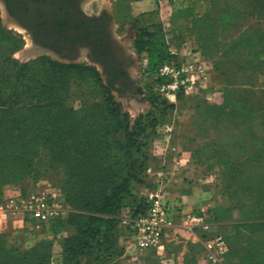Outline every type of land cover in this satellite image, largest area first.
Here are the masks:
<instances>
[{
	"label": "rangeland",
	"instance_id": "374dc122",
	"mask_svg": "<svg viewBox=\"0 0 264 264\" xmlns=\"http://www.w3.org/2000/svg\"><path fill=\"white\" fill-rule=\"evenodd\" d=\"M223 1L212 0L215 9L225 8ZM172 2L89 1L88 8L92 11L108 9L115 21V33L124 43L125 50L135 56L137 74L133 75L139 84L135 93L120 92L112 87L102 69L88 59L68 61L49 54L29 53L30 37L6 18L0 4V21L5 35L12 42L17 41L6 51V58L19 65L44 60L97 69L104 88L94 83L90 86L93 79L86 76L72 75L69 82L67 104L78 114L80 121L89 114L90 107L97 106L96 115L103 130L105 127L104 131L114 134L108 140L114 147L117 145L115 138L122 145L127 143L122 135L125 125L118 126L123 115L127 116L130 126L139 121L134 148H130L131 144L121 152L107 151L105 140L101 155L95 159L102 158L96 168L112 167L118 172V180L130 177L131 183L141 181V186H133L137 195L145 193L148 188L149 191H163L171 202L180 199L186 213L203 214L210 224L208 231L196 229L192 233L177 219L175 227L165 233L164 248L159 253L155 250L139 251L131 236L115 226L117 240L110 236L111 244L94 248L86 260L77 259L80 261L77 264H207L196 261L195 257L202 252L203 241L216 235L224 238L229 250L222 264H264V68L261 66L256 73H253L255 69L248 68L244 75H239L235 69L238 76L224 77L221 76L223 70L231 72V69L217 68V73L209 69L208 82L202 89H196L201 83L198 73L193 78L194 88L188 94L183 93L173 101L150 98L155 83L147 76L146 52L138 51L139 31L148 30L153 39L156 32L161 31L170 53L178 59V50H183L187 35L176 33L171 26ZM242 5L240 8L244 9ZM260 10L264 13V0H260ZM246 21V26L253 23L264 34V20L258 21L249 15ZM261 59L264 60V55ZM34 66V71H40L39 64H32V70ZM59 82L52 79L49 87L59 85ZM232 90L236 91L230 93ZM91 130L90 127L87 131ZM79 137L82 143L70 153L66 165L52 163L53 154L42 146L37 150L45 167L36 157L38 174L25 175L1 186L0 211L8 209L11 199H25L37 192L49 197L60 196L64 201L62 213L52 226L26 225L21 216L11 215L0 229V259L27 254L26 257L31 256V264L37 259L39 263V259L47 256L49 260L43 264L67 262L63 257V244L77 234L71 222L75 221L76 215L86 211L80 191L84 185L78 174L96 192L102 183L98 180L100 171L92 169V157L86 150L85 140L89 137ZM108 246L110 249L106 250ZM96 250L100 252L94 253Z\"/></svg>",
	"mask_w": 264,
	"mask_h": 264
},
{
	"label": "trees",
	"instance_id": "16d2710c",
	"mask_svg": "<svg viewBox=\"0 0 264 264\" xmlns=\"http://www.w3.org/2000/svg\"><path fill=\"white\" fill-rule=\"evenodd\" d=\"M224 1L226 3L225 8L217 9V12L235 9L239 13L241 23H246L249 15L258 21L264 20V13L260 10V0ZM240 5L244 6V9H241ZM250 30L252 29H247L242 39L245 43L242 62L249 66L238 69L239 72L243 73H241L242 75L248 68L255 69L253 73L259 71L261 66L264 68V60L261 59V56L264 55V34L258 28L256 29L255 35L259 39V45H254V49L259 46V54H256L255 51H247L248 42L251 40ZM156 35L153 39L148 30H140L137 41L138 51L146 52L147 73L149 74H154L163 63L176 59L170 53L163 33L157 31ZM12 41L8 35H5L0 21V188L4 183L20 180L25 175L30 177L33 173L38 174V159L37 161L35 159L39 157V164L44 166L41 163L44 159L41 158V153L37 150L42 149V146L47 147L53 154L52 163L66 165L69 161L68 156H71L70 153L80 146L79 136L85 135L89 138L93 136L90 140L85 138L87 141L85 145L88 154L92 157L90 160L93 165L92 169L94 168L95 172L100 171L101 175L98 174V180L102 183L97 188L101 189L97 192L96 189L92 190L84 177L78 174L84 185L80 191L86 211L76 215L75 221L71 222L77 229V234L67 239L63 244V257L64 260H67L64 264H77L83 259L86 260L87 255L94 248L111 244L110 236L115 241L117 240L113 227H120L118 217L123 208L130 207L136 213L144 212L146 209L143 200L139 199L133 190L135 186L143 184L141 181L135 180L131 183L130 177L118 180V172L115 169L112 170V167L108 169L96 168L102 158L95 161L96 157L101 155L105 140H107L105 142V150L107 151L121 152L131 144L133 146L130 148H134L137 143L135 136H137L136 129H138L139 121L136 120L133 126H130L127 116L123 115L124 117L118 126L125 125L122 135L127 139V143L122 145L123 143H118L115 138L116 147L110 145L108 140L114 134L107 129L104 131L105 127L103 130L96 115L97 106L90 107L89 114L80 121L78 114L67 104L70 99L69 82L72 75H79L81 78L84 76L91 77L93 80H91L90 86L92 83L102 86V78L97 69L44 60L19 65L11 58H6L5 55L7 50L17 44V41ZM260 52H262L261 56ZM32 64H39L40 71H34L35 66L32 70ZM52 79H55V82L60 81L59 85L55 84V86L49 87ZM233 91L236 90H232L230 93H234ZM150 98L156 100L160 97L151 92ZM106 103H109V100ZM235 105L237 106V103ZM90 127L92 130L87 131ZM16 168L19 170L16 171ZM108 249H110L109 246L106 250ZM96 252H100V250H96L94 253ZM26 256L27 254L21 257L11 256L0 260H3L1 264H17L19 262L31 264V256ZM195 259L198 261L196 257ZM47 260H49V256L39 259V263L38 259L35 260V264L47 263ZM74 260L75 262H73Z\"/></svg>",
	"mask_w": 264,
	"mask_h": 264
},
{
	"label": "flooded vegetation",
	"instance_id": "af4514ba",
	"mask_svg": "<svg viewBox=\"0 0 264 264\" xmlns=\"http://www.w3.org/2000/svg\"><path fill=\"white\" fill-rule=\"evenodd\" d=\"M89 1L0 0V4L6 18L30 37L28 52L68 61L88 59L102 69L112 87L137 92L135 56L115 33L108 9L92 11Z\"/></svg>",
	"mask_w": 264,
	"mask_h": 264
},
{
	"label": "built area",
	"instance_id": "2783aa9c",
	"mask_svg": "<svg viewBox=\"0 0 264 264\" xmlns=\"http://www.w3.org/2000/svg\"><path fill=\"white\" fill-rule=\"evenodd\" d=\"M202 71L196 61L175 59L163 63L154 74H147L155 87L152 93L166 100H176L181 94H188L194 88V77ZM146 209L136 213L132 208L125 207L118 217L120 227L131 236L133 244L139 251L159 250L164 248L162 240L167 231L175 227L180 219L184 229L208 231L210 224L203 214L186 213L180 199L171 202L167 194L149 191L138 195ZM60 196H48L42 192L30 194L27 198H16L9 201L8 209L0 211V229L9 221L10 216H21L26 225L52 226L60 217L63 208ZM202 252L196 256L200 262L222 264L228 253V247L221 235L203 241Z\"/></svg>",
	"mask_w": 264,
	"mask_h": 264
},
{
	"label": "crops",
	"instance_id": "0c3cea01",
	"mask_svg": "<svg viewBox=\"0 0 264 264\" xmlns=\"http://www.w3.org/2000/svg\"><path fill=\"white\" fill-rule=\"evenodd\" d=\"M212 5V0H173L172 2L171 26L176 33L187 35L185 49L178 50L177 56L183 60H197L202 66V71L197 76L201 79V83L196 89H202L208 82L206 76L210 72L209 69L217 73V68L223 67L225 70L231 69V72L223 70L221 76H238L234 70L244 68L242 54L245 43L242 39L248 28L252 30H250L251 40L248 42L247 51H255L259 54V46L254 49L255 44L259 45V39L255 35L256 25L251 23L246 26L245 22L241 23L239 13L235 9L217 12ZM241 73L240 75L243 74Z\"/></svg>",
	"mask_w": 264,
	"mask_h": 264
},
{
	"label": "bare ground",
	"instance_id": "6f19581e",
	"mask_svg": "<svg viewBox=\"0 0 264 264\" xmlns=\"http://www.w3.org/2000/svg\"><path fill=\"white\" fill-rule=\"evenodd\" d=\"M30 53V52H29Z\"/></svg>",
	"mask_w": 264,
	"mask_h": 264
}]
</instances>
